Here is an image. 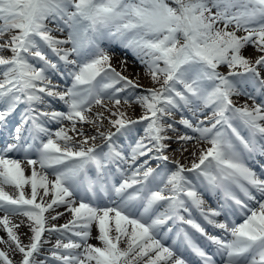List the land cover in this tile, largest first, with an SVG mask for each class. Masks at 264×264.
<instances>
[{
  "label": "snow or ice",
  "instance_id": "6c2138e0",
  "mask_svg": "<svg viewBox=\"0 0 264 264\" xmlns=\"http://www.w3.org/2000/svg\"><path fill=\"white\" fill-rule=\"evenodd\" d=\"M0 232V264H264V0H0Z\"/></svg>",
  "mask_w": 264,
  "mask_h": 264
},
{
  "label": "bare ground",
  "instance_id": "6f19581e",
  "mask_svg": "<svg viewBox=\"0 0 264 264\" xmlns=\"http://www.w3.org/2000/svg\"><path fill=\"white\" fill-rule=\"evenodd\" d=\"M249 53H251V51H249ZM249 53H248V54H249ZM246 55H247V54H246ZM127 57H128L129 60L131 61V64L133 65V67H134L135 69H138V71L141 72V75H142L141 83L144 84L145 86H150V80L147 79L146 76H143V69H142V67L139 65V63H138V62H135V59H134L129 53L127 54ZM135 63H136V64H135ZM112 64H113L114 67L117 68V70H120V64H119L118 62H115L114 60H112ZM134 68H133V69H134ZM129 71H131V70L129 69ZM130 114H131V115H132V114H141V110H140V108H139L138 106H136V107H135V111H134V112H130ZM136 117H138V115H137ZM173 147L175 148L176 145L174 144ZM188 147H191V145H189ZM177 156H179V153H177ZM181 162H182V163H188V162L184 161L182 157H181ZM9 192H10V190H9ZM59 210L62 211V212L64 211L63 208H61V209H59ZM69 218H70V217L68 216V214H65V216H64L63 218H61L60 220L56 221V223H57V224H63V223H64L67 219H69ZM26 231H27V228H26ZM94 231H96L95 228H94ZM3 236H6V234L3 233V232H0V237H3ZM90 242L92 243L93 240H91ZM94 242H96V241L94 240ZM49 246H50V245H49ZM46 247H47V246H46ZM0 248H3V246L0 245ZM4 249H5V248H4ZM5 250H7V249H5ZM16 259H19V256H17Z\"/></svg>",
  "mask_w": 264,
  "mask_h": 264
},
{
  "label": "rangeland",
  "instance_id": "374dc122",
  "mask_svg": "<svg viewBox=\"0 0 264 264\" xmlns=\"http://www.w3.org/2000/svg\"><path fill=\"white\" fill-rule=\"evenodd\" d=\"M241 34H242V33H241ZM26 241H27V240H26V239H24V242H25V243H26ZM3 246H4V247H6L5 245H3Z\"/></svg>",
  "mask_w": 264,
  "mask_h": 264
}]
</instances>
